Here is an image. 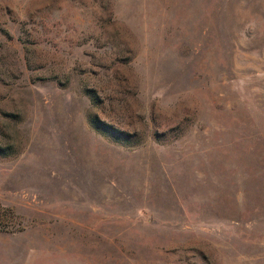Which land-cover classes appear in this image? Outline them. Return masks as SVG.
<instances>
[{"label": "rangeland", "instance_id": "obj_1", "mask_svg": "<svg viewBox=\"0 0 264 264\" xmlns=\"http://www.w3.org/2000/svg\"><path fill=\"white\" fill-rule=\"evenodd\" d=\"M0 264H264V0H0Z\"/></svg>", "mask_w": 264, "mask_h": 264}]
</instances>
